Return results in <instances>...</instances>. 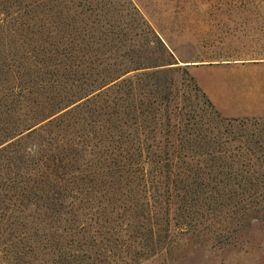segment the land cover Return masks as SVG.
Wrapping results in <instances>:
<instances>
[{"label":"trees","instance_id":"obj_1","mask_svg":"<svg viewBox=\"0 0 264 264\" xmlns=\"http://www.w3.org/2000/svg\"><path fill=\"white\" fill-rule=\"evenodd\" d=\"M92 1L0 0V50H27L0 55V264H74L76 216L104 210L100 198L142 215L207 210L264 224V149L222 144L220 128L248 120L207 99L205 128L177 100L168 50L134 51L129 67L113 50H85L122 11Z\"/></svg>","mask_w":264,"mask_h":264},{"label":"rangeland","instance_id":"obj_2","mask_svg":"<svg viewBox=\"0 0 264 264\" xmlns=\"http://www.w3.org/2000/svg\"><path fill=\"white\" fill-rule=\"evenodd\" d=\"M109 1L122 5L121 15L114 14L111 21L117 26L105 25L107 34L101 35L105 40L92 30L95 35L85 50L106 56L113 50L122 54V65L128 67L127 55L134 51L168 50L176 62L172 66L178 68L177 100L186 111L211 128L214 111L208 99L222 116L248 120L220 128L229 131L222 137L229 140H222L224 146L264 149V0ZM74 50H84V41L77 38ZM16 51L27 50H0V55ZM190 76L200 91L190 86ZM99 200L106 205L104 210L76 216L70 236L74 264H264V224H240L233 214L207 210L142 215L113 209L101 198L94 203ZM166 216L170 225L164 222ZM22 218L15 221H26ZM183 218L191 225L176 221ZM156 219L162 222L156 224ZM84 222L90 223L87 228ZM164 237L166 248L158 244ZM27 242L35 245L33 239Z\"/></svg>","mask_w":264,"mask_h":264}]
</instances>
